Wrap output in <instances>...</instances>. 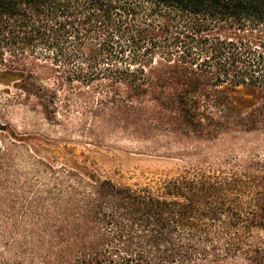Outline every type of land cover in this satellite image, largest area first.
I'll list each match as a JSON object with an SVG mask.
<instances>
[{
  "label": "trees",
  "instance_id": "trees-1",
  "mask_svg": "<svg viewBox=\"0 0 264 264\" xmlns=\"http://www.w3.org/2000/svg\"><path fill=\"white\" fill-rule=\"evenodd\" d=\"M257 32L264 0H0V36L16 52L46 48L106 90L103 131L157 146L264 134ZM241 87L259 90L258 102L239 108ZM88 180L64 222L52 219L47 264H264V160L185 167L146 185Z\"/></svg>",
  "mask_w": 264,
  "mask_h": 264
},
{
  "label": "rangeland",
  "instance_id": "rangeland-1",
  "mask_svg": "<svg viewBox=\"0 0 264 264\" xmlns=\"http://www.w3.org/2000/svg\"><path fill=\"white\" fill-rule=\"evenodd\" d=\"M264 53V32L248 38ZM0 36V264H47L52 219H66L89 176L122 185H146L185 167L228 169L264 160V134H241L215 144L164 142L122 128L100 127L106 91L72 77L38 46L24 55ZM238 107L261 97L239 88ZM53 226V225H52ZM222 246L224 238H220ZM221 248V247H220Z\"/></svg>",
  "mask_w": 264,
  "mask_h": 264
}]
</instances>
